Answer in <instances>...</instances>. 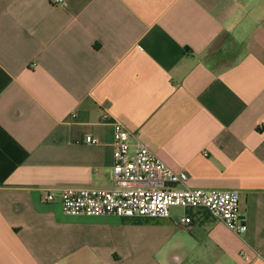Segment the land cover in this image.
Listing matches in <instances>:
<instances>
[{"label": "crops", "instance_id": "0c3cea01", "mask_svg": "<svg viewBox=\"0 0 264 264\" xmlns=\"http://www.w3.org/2000/svg\"><path fill=\"white\" fill-rule=\"evenodd\" d=\"M115 119L235 191L246 234L205 207L66 215L64 188L111 186ZM0 264H264V0H0Z\"/></svg>", "mask_w": 264, "mask_h": 264}, {"label": "built area", "instance_id": "2783aa9c", "mask_svg": "<svg viewBox=\"0 0 264 264\" xmlns=\"http://www.w3.org/2000/svg\"><path fill=\"white\" fill-rule=\"evenodd\" d=\"M110 116L107 112L104 119ZM131 139L132 134L115 119L111 186L64 188L61 207L66 215L168 217L174 206L205 207L233 233L246 234L247 220L240 212V199L235 191L192 188L187 185V173L172 170L146 146L137 145L132 153ZM86 142L97 141L87 136ZM181 222L190 225L192 219L182 218Z\"/></svg>", "mask_w": 264, "mask_h": 264}]
</instances>
